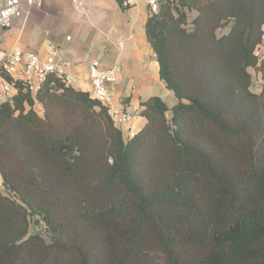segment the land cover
<instances>
[{
	"label": "trees",
	"instance_id": "1",
	"mask_svg": "<svg viewBox=\"0 0 264 264\" xmlns=\"http://www.w3.org/2000/svg\"><path fill=\"white\" fill-rule=\"evenodd\" d=\"M263 27L264 0L161 1L144 29L176 103L141 101L129 139L87 91L16 83L0 103V264H264Z\"/></svg>",
	"mask_w": 264,
	"mask_h": 264
},
{
	"label": "crops",
	"instance_id": "2",
	"mask_svg": "<svg viewBox=\"0 0 264 264\" xmlns=\"http://www.w3.org/2000/svg\"><path fill=\"white\" fill-rule=\"evenodd\" d=\"M114 1L81 0L79 6L73 0H53L41 7L25 8L20 19L13 20L9 28L0 29V52L19 49L43 56L50 45L54 46L72 64L71 87L87 92L88 66L92 60H98L104 68H117L113 100L134 115H140V102L151 96L175 102L173 93L159 79L158 63L146 39L147 7L142 3L144 10L136 18L131 15L130 5L123 10L116 8ZM144 122L137 120L129 127L136 132ZM124 131L126 137V127ZM1 183L0 177V186Z\"/></svg>",
	"mask_w": 264,
	"mask_h": 264
},
{
	"label": "built area",
	"instance_id": "3",
	"mask_svg": "<svg viewBox=\"0 0 264 264\" xmlns=\"http://www.w3.org/2000/svg\"><path fill=\"white\" fill-rule=\"evenodd\" d=\"M53 0H0V29H7L13 20L20 19L25 8L41 7L45 2ZM81 5V0H73ZM124 6L131 2L141 1L148 12H156L163 0H121ZM66 40H70L67 37ZM260 63H264V45L254 49ZM71 62L64 58L54 46H49L45 55L36 52L13 49L0 52V103L6 101L15 92V84L19 83L24 91L35 95L50 78L65 87H71L74 78L70 74ZM90 79V97L105 108L110 120L118 128L126 127V139L132 138L134 132L131 124L144 120L140 115L130 113L123 104H116L112 97V86L118 82L117 68H104L98 60H92L88 66ZM130 126V127H129Z\"/></svg>",
	"mask_w": 264,
	"mask_h": 264
},
{
	"label": "rangeland",
	"instance_id": "4",
	"mask_svg": "<svg viewBox=\"0 0 264 264\" xmlns=\"http://www.w3.org/2000/svg\"><path fill=\"white\" fill-rule=\"evenodd\" d=\"M113 4H114V6L116 8H121L119 6V4L117 3V1L116 2L114 1ZM141 4H142L141 1L129 3V5H130L129 8L133 9L132 14H131L132 17L134 16V17L137 18L140 15V13L144 10L143 9V6ZM131 6H133V7H131ZM71 7H72V5H71ZM121 9H123V8H121ZM123 10H125V9H123ZM182 10H183V12L186 13V22H185V24L183 26L186 27V28H190L191 27V23H192V21L194 20V18L196 16V12L194 10H188L187 8H184ZM229 29H230L229 26H226V27L218 30L216 32L217 33V36H221V35L227 34L229 32ZM263 30H264V27H263ZM67 33L72 38H74L73 34L71 33V31L69 29H67ZM71 43H73V41ZM90 48H91V46H90ZM90 52H91V50H89V53ZM248 72L251 75V87H250V90H251V92H253L255 94H258L260 92V90L262 88V84H263L262 83V80H261V77H260V74L255 69H249ZM165 103L168 106H171V105L175 104L176 101L173 102V100H166ZM34 110L36 112H38V114H41V112H42L41 107L38 106V105H36L34 107ZM169 116L170 115L168 113L167 114V117L169 118ZM139 127L137 126V129H139ZM120 129H121V131H122V133L124 135L125 134L124 127H120ZM0 193L2 195H5V196L8 195V193L4 190V188L2 186H0ZM28 232H29V235H32V234L39 235L46 243L51 242L50 234L48 233L45 224L43 222H41V221L40 222L39 221L38 222L37 221L34 222V219L33 218H29V228H28Z\"/></svg>",
	"mask_w": 264,
	"mask_h": 264
}]
</instances>
